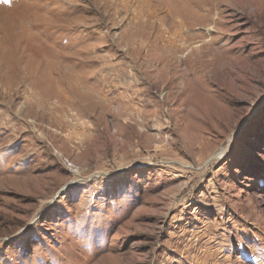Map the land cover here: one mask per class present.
<instances>
[{
  "label": "rangeland",
  "instance_id": "rangeland-1",
  "mask_svg": "<svg viewBox=\"0 0 264 264\" xmlns=\"http://www.w3.org/2000/svg\"><path fill=\"white\" fill-rule=\"evenodd\" d=\"M0 264H264V0H0Z\"/></svg>",
  "mask_w": 264,
  "mask_h": 264
},
{
  "label": "bare ground",
  "instance_id": "bare-ground-1",
  "mask_svg": "<svg viewBox=\"0 0 264 264\" xmlns=\"http://www.w3.org/2000/svg\"><path fill=\"white\" fill-rule=\"evenodd\" d=\"M250 6V5H249ZM179 24V26L181 25V27H182V23H178ZM177 50V49H176ZM184 50V49H183ZM179 51H182V49H179ZM176 53V52H175ZM171 54L173 55V57L175 56V54H174V51L172 50V52H171ZM189 54V53H188ZM173 57H170L169 56V58L167 59L168 61H165V62H168V64H170V63H172L173 61H172V59H173ZM190 57H192V56H190ZM191 59V58H190ZM176 60V59H175ZM163 62H164V60H162ZM193 61V60H192ZM193 62H195V61H193ZM194 66V64L192 63L191 65H190V67L192 68ZM177 67H179L178 65H177ZM177 67L173 70V73H178L177 72ZM195 71V70H194ZM177 75V74H176ZM174 84V81L172 82V84H171V86ZM223 153H224V151H220V153H218L217 154V156H216V158H218V159H222L221 157L223 156Z\"/></svg>",
  "mask_w": 264,
  "mask_h": 264
},
{
  "label": "snow or ice",
  "instance_id": "snow-or-ice-1",
  "mask_svg": "<svg viewBox=\"0 0 264 264\" xmlns=\"http://www.w3.org/2000/svg\"><path fill=\"white\" fill-rule=\"evenodd\" d=\"M5 2H8V0H5Z\"/></svg>",
  "mask_w": 264,
  "mask_h": 264
}]
</instances>
